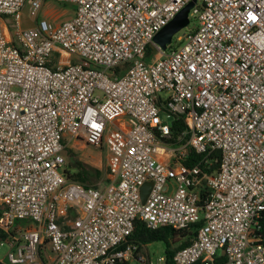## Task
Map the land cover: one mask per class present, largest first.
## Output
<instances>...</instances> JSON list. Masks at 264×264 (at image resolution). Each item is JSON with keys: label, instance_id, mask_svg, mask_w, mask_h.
Segmentation results:
<instances>
[{"label": "built area", "instance_id": "built-area-1", "mask_svg": "<svg viewBox=\"0 0 264 264\" xmlns=\"http://www.w3.org/2000/svg\"><path fill=\"white\" fill-rule=\"evenodd\" d=\"M27 1L38 17L47 0H0V261L122 263L137 220L202 219L176 264H264V0H195L199 25L170 51L154 37L193 0H55L73 15L23 29ZM167 116L185 143L165 141ZM82 144L107 150L105 185L68 178L64 153ZM190 150L203 159L186 165Z\"/></svg>", "mask_w": 264, "mask_h": 264}, {"label": "trees", "instance_id": "trees-1", "mask_svg": "<svg viewBox=\"0 0 264 264\" xmlns=\"http://www.w3.org/2000/svg\"><path fill=\"white\" fill-rule=\"evenodd\" d=\"M187 126L188 125L186 121L182 118L172 120L173 133L171 138L166 139L165 141L175 145L185 143L188 139V136H184L183 138H181V136ZM69 150L70 149H68L66 153H64L66 157H68L67 152ZM203 156L204 155L198 154L195 151L190 150L184 163L186 165H194L195 163H199L203 159ZM70 164L67 161L65 169L68 178L70 180L80 182L86 187H96L100 185H105L109 181V178L107 177L108 172L105 175L103 171L97 168L87 166L82 162ZM201 165L209 173H214L215 171H217L220 166V152H213L211 155H209L207 162L203 161ZM99 182L101 184H99ZM19 223H21V221H19L18 224ZM203 223L204 221L201 219L198 222L192 224L189 228L182 230H178L170 226L151 229L147 226L144 221L137 220L135 222V228L133 232L129 237H127V240L120 246V248L125 249L130 246L134 248V252L136 253L146 244L156 241H163L165 243V264H176L174 260L176 252L179 249L190 245L195 240L198 228H200ZM10 235V233L8 234L0 230V238L6 239ZM260 235L264 243V213L262 218V228ZM0 264L8 263L0 261ZM117 264H127V261Z\"/></svg>", "mask_w": 264, "mask_h": 264}, {"label": "rangeland", "instance_id": "rangeland-1", "mask_svg": "<svg viewBox=\"0 0 264 264\" xmlns=\"http://www.w3.org/2000/svg\"><path fill=\"white\" fill-rule=\"evenodd\" d=\"M74 6L71 4H62L55 0H47L44 2L43 7L39 11L38 17H32L30 14V1H27L22 9V24L23 29L36 26L40 17L48 16L53 21L60 23L73 15ZM46 14V15H45ZM10 30L14 31L15 26L11 25V17H5ZM199 25L197 17L193 15L190 17V22L183 29L174 34L172 42L167 48V51H170L172 48L182 47L186 40L178 41L179 36H182L184 33L191 32ZM155 52L151 51L147 57L148 61H151ZM79 59V58H78ZM166 119L170 122L172 120L171 116H167ZM70 144V143H69ZM68 144V146H69ZM164 144V143H163ZM70 149L67 154L66 160L68 163L75 164L77 162H82L87 166L97 168L104 172L106 175L108 172V155L107 150L104 149H95L90 146H85L84 144L77 147H69ZM66 150V151H67ZM66 153V152H65ZM71 165V164H70ZM99 184H101L99 182ZM7 251V246L0 248V257L3 258L4 254ZM49 251L47 246V252ZM165 252V243L163 241H156L144 245L138 252L133 254L131 260L127 261V264H165V261L161 258H164Z\"/></svg>", "mask_w": 264, "mask_h": 264}, {"label": "water", "instance_id": "water-1", "mask_svg": "<svg viewBox=\"0 0 264 264\" xmlns=\"http://www.w3.org/2000/svg\"><path fill=\"white\" fill-rule=\"evenodd\" d=\"M195 0L189 2L185 5L176 16L167 23L154 37V41L163 49H166L168 44L171 43L172 37L175 33L183 29L190 22L189 13L191 8L195 4ZM152 182H146L141 187V197L142 201L145 202L152 188Z\"/></svg>", "mask_w": 264, "mask_h": 264}, {"label": "crops", "instance_id": "crops-1", "mask_svg": "<svg viewBox=\"0 0 264 264\" xmlns=\"http://www.w3.org/2000/svg\"><path fill=\"white\" fill-rule=\"evenodd\" d=\"M67 60H69V59H67ZM71 60H72V58H71ZM75 147H77V146H75ZM156 158L160 161H163V162H169L170 161V155H169L167 149H165V148L160 149V151L156 155Z\"/></svg>", "mask_w": 264, "mask_h": 264}]
</instances>
